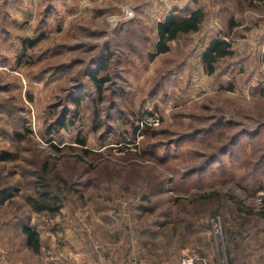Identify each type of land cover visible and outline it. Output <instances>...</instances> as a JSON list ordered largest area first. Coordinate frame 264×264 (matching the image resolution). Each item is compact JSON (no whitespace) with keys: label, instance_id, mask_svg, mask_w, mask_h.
I'll return each mask as SVG.
<instances>
[{"label":"rangeland","instance_id":"1","mask_svg":"<svg viewBox=\"0 0 264 264\" xmlns=\"http://www.w3.org/2000/svg\"><path fill=\"white\" fill-rule=\"evenodd\" d=\"M199 7V32L151 58L156 24ZM218 35L231 55L208 75ZM263 61L262 0H0V213L29 220L59 177L63 208L148 229L151 261L264 264Z\"/></svg>","mask_w":264,"mask_h":264},{"label":"crops","instance_id":"2","mask_svg":"<svg viewBox=\"0 0 264 264\" xmlns=\"http://www.w3.org/2000/svg\"><path fill=\"white\" fill-rule=\"evenodd\" d=\"M210 11L217 15L210 26L219 29L223 6L216 3ZM77 206L62 208L48 219L42 213H35L29 220L0 213V260L25 264H174L172 258L169 263L161 258L151 261L148 229L125 232L128 219L119 223L116 216ZM23 228L29 229L32 239L28 240Z\"/></svg>","mask_w":264,"mask_h":264},{"label":"trees","instance_id":"3","mask_svg":"<svg viewBox=\"0 0 264 264\" xmlns=\"http://www.w3.org/2000/svg\"><path fill=\"white\" fill-rule=\"evenodd\" d=\"M262 1L264 3V0ZM251 2L254 3L255 0H251ZM182 12L185 14L170 13L156 24L157 40L154 44L151 58L168 53L169 44L177 40L179 36L199 32L205 19L204 10L199 7L193 10L185 9ZM230 49L231 45L225 40L214 39L207 45L202 53L201 60L208 75L213 74L217 61L231 55ZM6 160H8V156L0 153V161ZM47 171V166H43V176ZM56 183L57 185L53 187L49 181L43 182L41 180L37 186L36 195L27 197L28 204L35 213H45L51 217L59 214L63 208L62 188H60V184L64 183L66 186L68 183L66 184L59 177H57ZM12 197L13 193L10 190H0V205L9 201ZM23 231L28 232V240L32 239L33 236L29 233L28 228H23Z\"/></svg>","mask_w":264,"mask_h":264},{"label":"built area","instance_id":"4","mask_svg":"<svg viewBox=\"0 0 264 264\" xmlns=\"http://www.w3.org/2000/svg\"><path fill=\"white\" fill-rule=\"evenodd\" d=\"M123 19H128L129 17L132 16V11L130 9H123ZM156 115L150 118H146L147 121H142L139 126L142 127L143 124H145L146 126H150L151 122L153 121V123H156L157 120ZM219 233V232H218ZM0 264H25L21 261H12V260H8V259H1L0 260ZM178 264H211V261L209 259H207L206 257L200 255L199 253L195 252V251H191L189 253H187L186 255H184L182 257V259L179 261Z\"/></svg>","mask_w":264,"mask_h":264}]
</instances>
